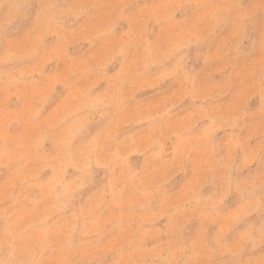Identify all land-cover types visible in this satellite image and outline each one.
<instances>
[{"label":"rangeland","instance_id":"obj_1","mask_svg":"<svg viewBox=\"0 0 264 264\" xmlns=\"http://www.w3.org/2000/svg\"><path fill=\"white\" fill-rule=\"evenodd\" d=\"M0 264H264V0H0Z\"/></svg>","mask_w":264,"mask_h":264}]
</instances>
